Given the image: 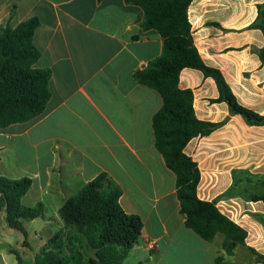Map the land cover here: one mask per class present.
Masks as SVG:
<instances>
[{
    "label": "crops",
    "instance_id": "crops-1",
    "mask_svg": "<svg viewBox=\"0 0 264 264\" xmlns=\"http://www.w3.org/2000/svg\"><path fill=\"white\" fill-rule=\"evenodd\" d=\"M264 0H193L188 9L194 44L204 63L219 70L238 102L264 115V64L257 51L264 35L251 25ZM38 18L36 68L51 71L45 113L0 129V176L30 178L22 204L42 203L43 217L25 221L26 235L10 228L0 211V264H35L53 236L65 231L59 211L100 174L122 195L120 204L139 215L142 235L122 264H264V202L226 195L235 171L254 178L241 186L264 194V126L230 115L215 80L196 69L180 73L179 87L194 94L201 121L226 123L185 147L200 171L197 195L246 233L245 246L229 255L225 236L207 242L186 227L176 174L155 146L153 118L163 99L134 74L162 53L156 30H144V11L124 0H0V30ZM259 178H263L259 181ZM35 233L38 242L28 237ZM223 236V238L221 237ZM150 241H157L151 249ZM17 254L21 260L19 262Z\"/></svg>",
    "mask_w": 264,
    "mask_h": 264
},
{
    "label": "trees",
    "instance_id": "trees-1",
    "mask_svg": "<svg viewBox=\"0 0 264 264\" xmlns=\"http://www.w3.org/2000/svg\"><path fill=\"white\" fill-rule=\"evenodd\" d=\"M144 11L142 29L156 30L163 41L162 53L134 74L138 83L156 90L163 99L153 118L155 146L177 178V197L186 227L207 242L219 234L225 236L223 249L229 255L245 246L247 233L225 217L216 202L198 198L200 171L184 153L196 137L210 135L224 125L201 121L194 110V94L179 87L180 73L196 69L215 80L219 98L227 103L230 115L241 116L250 126H264V115L242 106L222 73L207 66L194 44L188 9L193 0H124ZM257 18L251 25L264 35V3L257 6ZM40 22L31 18L17 27L0 30V129L42 116L51 98V71L35 67L40 51L34 45V33ZM264 64V47L257 51ZM253 182L247 171L234 172V184L226 195L236 194L251 201H263L264 194L251 195L239 184ZM263 178H259V181ZM32 185L30 178L9 179L0 176V211L5 209L7 225L26 235L25 221L44 216L42 203L35 207L22 204ZM121 189L100 174L81 191L70 197L59 211L65 231L59 232L35 257V264H122L138 243L143 230L139 215L127 213L120 204ZM264 224V217L257 216ZM67 249L68 254H66ZM259 262L264 256L258 255ZM83 252L91 254L86 260ZM19 262H21L17 254ZM216 264H229L222 256Z\"/></svg>",
    "mask_w": 264,
    "mask_h": 264
},
{
    "label": "rangeland",
    "instance_id": "rangeland-1",
    "mask_svg": "<svg viewBox=\"0 0 264 264\" xmlns=\"http://www.w3.org/2000/svg\"><path fill=\"white\" fill-rule=\"evenodd\" d=\"M221 237L223 238V236H221ZM28 241H29L31 244H35L36 242H38V239L35 238V233H32V236H29V237H28ZM65 251H66V254H68L67 249H65ZM83 253H84V255H85V259H86V260L91 256V254H89V253H86V252H83Z\"/></svg>",
    "mask_w": 264,
    "mask_h": 264
},
{
    "label": "built area",
    "instance_id": "built-area-1",
    "mask_svg": "<svg viewBox=\"0 0 264 264\" xmlns=\"http://www.w3.org/2000/svg\"><path fill=\"white\" fill-rule=\"evenodd\" d=\"M149 246L150 248L153 250V249H156V247L158 246V242L157 241H150L149 242Z\"/></svg>",
    "mask_w": 264,
    "mask_h": 264
}]
</instances>
